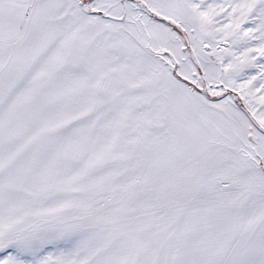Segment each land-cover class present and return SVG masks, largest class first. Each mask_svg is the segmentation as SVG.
<instances>
[{
    "label": "snow or ice",
    "instance_id": "6c2138e0",
    "mask_svg": "<svg viewBox=\"0 0 264 264\" xmlns=\"http://www.w3.org/2000/svg\"><path fill=\"white\" fill-rule=\"evenodd\" d=\"M0 264H264V0H0Z\"/></svg>",
    "mask_w": 264,
    "mask_h": 264
}]
</instances>
